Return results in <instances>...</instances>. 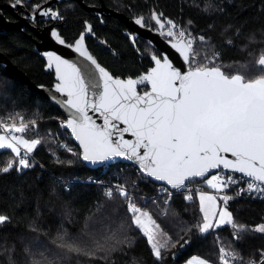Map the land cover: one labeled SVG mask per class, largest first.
<instances>
[{"label": "trees", "instance_id": "trees-1", "mask_svg": "<svg viewBox=\"0 0 264 264\" xmlns=\"http://www.w3.org/2000/svg\"><path fill=\"white\" fill-rule=\"evenodd\" d=\"M43 1L32 0L30 6ZM86 3L90 8L105 5L123 14L148 17L151 21L155 13L196 38L193 49L200 53L197 63H202L205 55L211 58L218 54L214 63L227 74L243 73L247 78L264 73L257 63L264 54V0H86ZM88 11L76 2L61 6L62 15L67 17V27L61 32L65 40L69 42L78 36L84 29V20H90L96 39L105 46L96 48L100 58L97 60L114 76L135 77L146 70L145 56L140 59L122 34L125 22L113 17L105 19L102 25ZM201 36L205 38L203 43L198 39ZM39 40L35 33H0V52L35 85L52 86L54 73L46 72L44 59L34 52V44ZM147 89V86L142 88ZM21 118L33 129L24 133V137L39 139L41 143L29 159L32 167L17 171L14 166L7 173L0 172V215L10 218L0 225V264H48L49 261L54 264H184L194 255L211 264H222L221 247L242 258L232 261L226 257L230 264H248L249 261L260 264L264 259V232L255 230L264 224V201L247 198L228 201L226 207L232 213L233 222L246 229L237 237L230 225L206 234L198 232L195 225L202 216L197 195L188 201L187 195L179 194L167 202H136L142 210L150 212L171 238L161 249V258L157 259L146 235L132 224L125 198L117 194L109 199L101 187L82 183H74L66 189L60 180H82L101 173L103 168H88L72 140L76 155L59 148L58 123L65 117L0 64V120L19 127ZM13 157L11 150H0V167ZM121 167L110 165L108 171L121 172ZM127 174L131 181L136 179L132 173L127 171ZM226 174L237 178L232 172ZM148 182L141 181L138 189L151 191L159 186ZM194 182L198 188L203 186L208 190L202 180ZM220 203L223 205L222 201ZM65 231L67 238H76L88 250H95L93 240L107 242L106 248L95 250L93 256L68 253L57 246V237ZM113 233L115 237L109 240Z\"/></svg>", "mask_w": 264, "mask_h": 264}, {"label": "snow or ice", "instance_id": "snow-or-ice-1", "mask_svg": "<svg viewBox=\"0 0 264 264\" xmlns=\"http://www.w3.org/2000/svg\"><path fill=\"white\" fill-rule=\"evenodd\" d=\"M19 3L21 0H16L13 7ZM35 11L40 15L59 16L39 6H36ZM151 18L160 29H164L165 23L169 25L167 32L162 34L178 37L172 47L186 63L192 65L188 71L174 68L167 56L163 57V62L153 56L155 67L147 74L136 79L114 78L88 53L84 47V35L81 34L75 41V51L98 70V81L90 84L74 63L54 53H46L48 67L55 65L59 80L56 91L68 97L63 103L72 112L66 126L79 141L83 160L97 162L117 157L134 160L143 173L165 181L174 189L187 188L186 181L203 178L210 170L222 167L248 178L247 187L241 188L237 195L245 191L264 194V73L247 78L243 73L227 74L214 63L218 54L211 58L205 55L203 62L197 63L196 57L200 53L193 49L196 38L178 28L171 20L162 22L155 13ZM135 22L144 26L142 17ZM88 30H91L90 25ZM52 35L61 44L65 43L57 32L53 31ZM198 39L201 43L205 41L203 36ZM257 63L264 69V54H261ZM145 83L150 85V91L138 93L137 85ZM89 109L100 113L103 125L96 124L88 114ZM31 123L35 125V121ZM121 123L126 127H120ZM0 129L9 133L0 134V149H9L14 154L13 159L0 167V172L7 173L14 166L17 171L32 167L28 155L41 141L26 139L23 134L33 129L23 123V118L19 127L15 123L8 124L0 120ZM124 133H130L135 140L124 139ZM21 147L25 150L23 155ZM67 150L72 152V149ZM72 154L76 155L75 152ZM226 154L234 159H229ZM205 183L217 192H223L238 181L232 176L225 180L220 175H213ZM116 188L118 194L127 201L132 224L146 235L153 255L160 259L161 249L167 246V242L160 244L156 239V232H162L160 225L148 211L137 206L123 185H117ZM105 196L109 199L113 197L111 188L105 191ZM185 199L192 201L193 196L188 194ZM232 199L234 197L227 194L218 198L212 193L198 191L202 220L195 225L197 231L206 234L223 224L230 225L237 237L246 231L243 225L233 222L232 213L227 210L226 205ZM218 201H222L225 207H220ZM9 219L0 215V225ZM255 230L264 232V224ZM114 237L115 233L108 239ZM57 239V246L66 252L85 256H93L95 250L104 251L107 244L93 240L95 250H88L76 238H67L66 231ZM219 252L222 264H230L226 257L232 261L242 259L236 252L226 251L223 247ZM193 260L195 264H210L199 257ZM48 264L54 262L49 261ZM248 264L256 262L249 261ZM260 264H264V259Z\"/></svg>", "mask_w": 264, "mask_h": 264}, {"label": "water", "instance_id": "water-1", "mask_svg": "<svg viewBox=\"0 0 264 264\" xmlns=\"http://www.w3.org/2000/svg\"><path fill=\"white\" fill-rule=\"evenodd\" d=\"M63 1H67V0H51L49 2V5H54L57 2L61 3ZM78 2H80L83 7H85L86 9H88L89 11H94L96 12L99 16L102 15H109L110 17H115L116 19L122 20L125 23H127L128 25H131V23L129 22V19L127 16H125V14L115 11L113 9H109L107 8L105 5L100 7V8H90L87 7L84 3L83 0H77ZM16 2V0H0V33H8L11 31H20L25 25L24 20H20L18 19L15 22H11L9 19L6 18V16L4 15L5 11H13L14 8H18L19 5H21L20 3L17 4L15 7H13V4ZM42 9V8H41ZM45 9V7L43 8ZM58 13V12H57ZM29 18L33 19V16L31 17H25L24 19L28 20ZM164 22V21H162ZM136 23V22H135ZM166 24V23H165ZM90 24L87 25V29L82 33L84 35V47L87 49L88 53L97 61V63L103 67L112 77L114 78H120V79H128V78H139L140 76L147 74V72L142 73L141 75L135 76V77H128V78H121V77H116L114 76L111 71H109L106 67H104L98 60L97 58L91 53L87 42H86V37L89 36L92 32V26H91V30H88V26ZM138 24L136 23L135 26H137ZM139 29L135 28L139 34L136 35V37H141L143 39H145L149 44H151L152 46H154L157 50H159L161 52V54L163 55V57L167 56L168 60L172 63L174 68H178L179 70H181L182 72H186L188 71L189 67H191L192 65L190 63H186L182 56L180 55V53L174 49L172 47V44L175 43L177 41V39H175L174 41H165L162 38V34H157L155 33L153 30H149L147 29L145 26H141L138 25ZM55 31L59 34L58 30L56 29H52V28H47V30L45 32H38L37 35L39 37V41H37L34 44V52L36 54H38L42 59H44L46 65H45V70L47 72H53L55 75V82L53 83L52 86H44V85H35L28 77L26 74H24L17 65H15L12 61H10L3 53L0 52V64L6 69V71H8L11 74L16 75L20 81L24 84H26L31 90L37 92L39 95H41L43 98H45L53 107H55L64 117L66 120L71 118V112L72 110H70L67 106H65V104L63 103L64 100L68 99V97L66 96V94L60 93L56 91V85L59 83V80L57 78V74L55 71V65L53 64V66L51 68L48 67V57L46 55V53H54L57 56H60L62 59L68 60L72 63H74L78 68H80L81 70V74L86 77V80L88 83L90 84H95L98 81V70L95 68V65L91 64L90 61H88L84 56H81L78 52L75 51V43L74 44H70L67 43L65 41V39L60 36L61 39H63L65 41L64 44H61L53 35L52 32ZM166 33V32H165ZM81 36V35H80ZM79 36V37H80ZM79 37L77 39H79ZM131 41L133 46L137 49V45L134 41V37H131ZM69 45H72L73 47H69ZM138 51V49H137ZM161 61L163 62V59H161ZM259 66V65H258ZM155 67V64L154 66ZM151 67V68H153ZM260 67V66H259ZM150 68V69H151ZM149 69V70H150ZM147 86L148 89L145 91H150V85H148L147 83L145 84H138L137 85V92L140 94H143L145 91H140L141 88ZM90 99H92V97H89ZM88 114L92 117V119L96 122V124L98 125H103L104 121H103V117L100 115V113L98 112H94L93 110L89 109ZM115 123H119V122H115ZM120 127H126V125H123L122 123L120 124ZM69 129V128H68ZM69 132L71 133V130L69 129ZM72 140L74 142V144L79 148L80 150V158L81 160L87 165L88 168L90 169H99L105 165H116L119 163H123V164H136L137 167H139V164L137 162H135L134 160H129L127 158H123V157H117V158H110L109 160L106 161H97V162H91V161H85L82 158V148L79 144V141H77L75 139L74 134H72ZM124 139L126 140H130V141H134L135 137H133L130 133H124ZM141 152H143V149H141ZM228 156L229 159H234L233 157H231L230 154H226ZM140 169V168H139ZM220 169H223L222 167ZM219 169H213L210 170L208 174H206L205 177L200 178H192L188 181H186L187 183H190L191 181H195V180H204L206 178H208L210 175L214 174L216 171H218ZM225 170V169H224ZM228 172H231L230 170H226ZM234 173V172H232ZM149 180L153 181L156 184H160V185H165L171 189H174L171 185L167 184L165 181H159L156 180L153 177L148 176L146 173H143ZM236 175L239 176H243V174L240 173H234ZM244 177V176H243Z\"/></svg>", "mask_w": 264, "mask_h": 264}, {"label": "flooded vegetation", "instance_id": "flooded-vegetation-1", "mask_svg": "<svg viewBox=\"0 0 264 264\" xmlns=\"http://www.w3.org/2000/svg\"><path fill=\"white\" fill-rule=\"evenodd\" d=\"M50 1L51 0H44L40 4L33 3L30 6V3L32 2V0H21V3H20L21 5H19L18 8H14L13 11H11V12L5 11L4 15L11 22H15V21H17V19L24 20L22 22H24L26 26H24L20 30L24 34L28 32V33H35L37 35L38 32H45L47 30V28H52V29L58 30L59 35L62 36L61 35L62 29H65L67 27V23H66L67 17L62 15L61 6L65 3L67 4L70 2L79 3L81 5V7H83V5L80 2H78L77 0H67V1H63L61 3L57 2L54 5L47 6ZM83 3L87 7H89L86 3V0H83ZM36 6H39L40 9L41 8L43 9L45 7V9H50L51 12H54V13L58 12L59 16L56 17V16H53L51 14L40 15L37 11H35ZM83 8L86 9L85 7H83ZM93 8H97V7H93ZM99 8H100V6H99ZM88 12H90L92 14V16L99 19L102 25L105 23L104 22L105 19L113 18V17H110L109 15L99 16L94 11H88ZM126 15L128 18H130L129 22L131 23V25H128L127 23H125L124 27L122 28V34L126 38V40L129 42V44L134 48V51L138 54L140 59H144V56L146 58L145 59L146 65H147L146 70L141 71L140 73L135 75V76H138L144 72H148L149 69L154 66L155 62L152 59L153 56L157 57L158 59H163V55L161 54V52L159 50H157L154 46L149 44L145 39H143L141 37H136V35L139 33L135 28L139 29V26L138 25L135 26L136 25L135 21L141 17L135 16L133 14H126ZM31 16H34L35 18L34 19L29 18L28 20L24 19L25 17H31ZM142 18L144 21V26L149 30H153L157 34L165 33V32H167V30L169 28V25L165 24L164 29H160L159 25L156 24L155 20L152 19V21H151V19H149L148 17H142ZM161 21H163V20L161 19ZM88 24H90L92 26V32L89 36L86 37L87 45H88L91 53L97 59H100L99 56L96 54V48L97 47L105 48V46L103 45V43L101 41L96 39V35L94 33V24L90 20H84V29L79 33L78 36H76L75 38H71V40H69V42H67L66 40L65 41L67 43L74 44L75 41L77 40V38L87 29ZM16 32H19V31H16ZM131 37H134V41L137 45L138 51L133 46L132 41H131ZM162 38L165 41H174L175 39H178V37H168L165 34H162ZM50 73H53V72H50ZM140 91H143L142 88L140 89Z\"/></svg>", "mask_w": 264, "mask_h": 264}, {"label": "built area", "instance_id": "built-area-1", "mask_svg": "<svg viewBox=\"0 0 264 264\" xmlns=\"http://www.w3.org/2000/svg\"><path fill=\"white\" fill-rule=\"evenodd\" d=\"M66 119L60 120L59 121V130H60V134H61V140L59 142V148L61 150H64L66 152H69L67 149H72L73 153L75 152L74 146L71 144V140H72V135L69 132V129L66 126ZM29 128V127H28ZM3 131V130H2ZM5 133V132H4ZM7 135H9V133H5ZM18 135V134H17ZM23 155V153H21ZM28 159H32V154L30 153L28 155ZM117 165H121V172H109L108 171V166L106 165L103 168L101 173H97V174H91L87 177H85L82 180H78V181H69V182H65L64 180H60L63 184H65L66 189L68 190V186L73 185L74 183H82V184H87V185H95L98 187H101L104 191L109 188L112 189L113 191V197L115 195L118 194L117 192V185H123L128 192L131 195V198L135 201V203L138 202H142L143 203H147L149 201L157 203L160 200H163L165 202H167L172 196L174 195H188L191 194L194 196L198 194V191H204V189L202 188H198V184H196L195 182L191 181L190 183H187V188H182V189H170L166 186H158V187H154V190L151 191H144V190H139V186H140V182L144 181V182H148L151 180H149L144 174L143 172L139 169V167H137L136 164H117ZM116 166V165H114ZM123 166L126 167V170L123 169ZM128 173H132L134 175V177H136V179L134 180H130L128 178ZM216 175H220L223 179L228 178L227 174L225 172V170H219ZM140 178V179H138ZM236 180L238 181L237 184H234L233 188H230L225 191L223 195L227 194L229 196H232L234 198H247V199H251V200H260V201H264V194H260V193H256V192H252L249 193L247 191L241 193L240 195H237V193L240 191L241 188H246L247 187V177H237ZM149 184V182H148ZM138 190V191H137ZM112 197V198H113Z\"/></svg>", "mask_w": 264, "mask_h": 264}, {"label": "rangeland", "instance_id": "rangeland-1", "mask_svg": "<svg viewBox=\"0 0 264 264\" xmlns=\"http://www.w3.org/2000/svg\"><path fill=\"white\" fill-rule=\"evenodd\" d=\"M178 27V26H177ZM178 28H180V27H178ZM182 29V28H181ZM218 65V64H217ZM0 134H3V135H6L3 131H0ZM16 134H19V135H21L20 133H16ZM25 150L23 149V147H21V153H23ZM213 175H216V173H214V174H212V175H210L208 178H211V176H213ZM208 178H206V179H204V180H202V182H203V184H204V186H206L207 188H208V190L206 191V192H209V193H214V195H216L218 198L220 197V196H222V194L225 192V191H227L228 190V187L227 188H225L224 189V191L223 192H217L216 190H214V189H212V188H210V187H208L207 185H206V183H205V181L208 179ZM227 179V178H226ZM225 179V180H226ZM202 189H203V186H202ZM212 193V194H213ZM197 200H198V195H197ZM219 202V204H220V207H225V205H222L221 203H220V201H218ZM198 204H199V200H198ZM137 206H139V205H137ZM143 210H145V209H143ZM228 210V209H227ZM145 211H148V210H145ZM149 212V211H148ZM150 213V212H149ZM213 223L215 224L216 223V220H214L213 221ZM225 225H228V224H223V225H220L219 227H216L215 229H217V228H220V227H223V226H225ZM161 229V228H160ZM164 233L165 232H160V231H157L156 232V239L160 242V244H165V242H167V244L170 242V240L168 239V235H164Z\"/></svg>", "mask_w": 264, "mask_h": 264}, {"label": "crops", "instance_id": "crops-1", "mask_svg": "<svg viewBox=\"0 0 264 264\" xmlns=\"http://www.w3.org/2000/svg\"><path fill=\"white\" fill-rule=\"evenodd\" d=\"M0 150H4V149H0ZM194 257H199V258H201V259H203L202 257H200V256H196V255H194V256H192V257H190L184 264H190V262H191V264H195V261L193 260V258ZM205 260V259H204ZM211 264V263H210Z\"/></svg>", "mask_w": 264, "mask_h": 264}]
</instances>
